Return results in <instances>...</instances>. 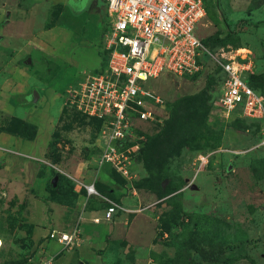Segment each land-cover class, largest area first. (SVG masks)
<instances>
[{
	"label": "rangeland",
	"instance_id": "374dc122",
	"mask_svg": "<svg viewBox=\"0 0 264 264\" xmlns=\"http://www.w3.org/2000/svg\"><path fill=\"white\" fill-rule=\"evenodd\" d=\"M69 1L0 0V264H264L259 123L221 112L212 67L148 81L162 104L155 121L135 125L132 195L113 168L96 164L99 121L66 102L99 66L107 24L99 0ZM203 2L196 37L215 39L208 49L218 59L246 57L245 80L264 97V24L253 26L264 23V0ZM83 184L123 210L90 223L80 204L106 205L84 199ZM51 231L76 232L78 242L63 247Z\"/></svg>",
	"mask_w": 264,
	"mask_h": 264
},
{
	"label": "built area",
	"instance_id": "2783aa9c",
	"mask_svg": "<svg viewBox=\"0 0 264 264\" xmlns=\"http://www.w3.org/2000/svg\"><path fill=\"white\" fill-rule=\"evenodd\" d=\"M100 1L107 19L100 59L103 67L99 62L95 70L83 74L66 95V102L76 112L101 125L97 165L113 168L133 195V167L137 164L140 139L136 137L135 125L155 121V107L162 104L159 95L146 83L164 73L177 79L191 78L210 67L207 73L220 75L217 105L221 112L257 121L264 145V97L245 81V75L252 73L250 61L237 56L218 59L195 35L197 24L205 15L202 0ZM199 160L205 163L204 158ZM80 188L84 199L101 200L106 205L85 211L84 203L80 204L82 213L91 214L90 223L109 222L123 210L101 197L93 184ZM47 237L63 247L78 242L76 232L51 231Z\"/></svg>",
	"mask_w": 264,
	"mask_h": 264
},
{
	"label": "trees",
	"instance_id": "16d2710c",
	"mask_svg": "<svg viewBox=\"0 0 264 264\" xmlns=\"http://www.w3.org/2000/svg\"><path fill=\"white\" fill-rule=\"evenodd\" d=\"M69 1V0H68ZM203 1V0H202ZM70 2V1H69ZM80 2L81 1H78L77 3H79L80 4ZM72 4V3H71ZM203 4H204V2H203ZM204 9H205V5H204ZM264 23H261V22H259V23H255V24H253V26L254 27H257V26H260V25H263ZM213 41H215V39H213L212 37H206V38H204V39H200V42H201V44L204 46V47H206V48H209L210 46H211V44H212V42ZM249 75H251L250 73H248ZM248 74H246V75H248ZM245 75V76H246ZM194 77V76H193ZM246 81V80H245ZM246 84H247V82H246ZM248 85V84H247ZM249 86V85H248ZM250 87V86H249ZM251 87H253V86H251ZM250 87V88H251ZM252 89V88H251ZM183 101V99L180 101V102H182ZM187 109H189V104H187L186 105V102L185 103H183L182 104V106L180 107V106H178V109H176V114H177V112H178V115L176 116V117H172V119L170 120V122L172 121V125H176V123L179 121V119L181 118V116H180V114L181 113H179L180 111H185V110H187ZM185 119H188V117L186 118V116H185ZM147 138V137H146ZM134 185H135V181H133L132 182V186L134 187ZM135 188V187H134ZM200 250V249H199ZM198 254L202 257V258H208L209 257V255H207L206 256V253L203 251V249H201L199 252H198ZM193 264V263H192Z\"/></svg>",
	"mask_w": 264,
	"mask_h": 264
},
{
	"label": "water",
	"instance_id": "95a60500",
	"mask_svg": "<svg viewBox=\"0 0 264 264\" xmlns=\"http://www.w3.org/2000/svg\"><path fill=\"white\" fill-rule=\"evenodd\" d=\"M27 62H29V60H27ZM38 96L35 92L32 93V102H35L37 100ZM229 166L227 167V170H229ZM56 177H53L51 180V184L52 186H54V181H55Z\"/></svg>",
	"mask_w": 264,
	"mask_h": 264
},
{
	"label": "flooded vegetation",
	"instance_id": "af4514ba",
	"mask_svg": "<svg viewBox=\"0 0 264 264\" xmlns=\"http://www.w3.org/2000/svg\"><path fill=\"white\" fill-rule=\"evenodd\" d=\"M78 1H81V0H76V3H77ZM78 4H79V3H78ZM72 6H73V4H72Z\"/></svg>",
	"mask_w": 264,
	"mask_h": 264
},
{
	"label": "crops",
	"instance_id": "0c3cea01",
	"mask_svg": "<svg viewBox=\"0 0 264 264\" xmlns=\"http://www.w3.org/2000/svg\"><path fill=\"white\" fill-rule=\"evenodd\" d=\"M100 1V0H99ZM101 2V1H100ZM101 6L103 7V4H102V2H101ZM101 224V223H100Z\"/></svg>",
	"mask_w": 264,
	"mask_h": 264
},
{
	"label": "bare ground",
	"instance_id": "6f19581e",
	"mask_svg": "<svg viewBox=\"0 0 264 264\" xmlns=\"http://www.w3.org/2000/svg\"><path fill=\"white\" fill-rule=\"evenodd\" d=\"M240 52H245L244 50H241ZM1 245V244H0Z\"/></svg>",
	"mask_w": 264,
	"mask_h": 264
}]
</instances>
